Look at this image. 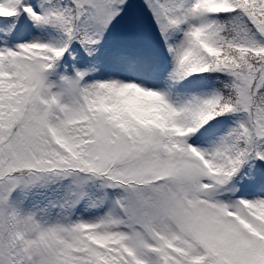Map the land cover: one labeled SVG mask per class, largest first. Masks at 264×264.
<instances>
[{
  "label": "snow or ice",
  "instance_id": "6c2138e0",
  "mask_svg": "<svg viewBox=\"0 0 264 264\" xmlns=\"http://www.w3.org/2000/svg\"><path fill=\"white\" fill-rule=\"evenodd\" d=\"M0 264H264V0H0Z\"/></svg>",
  "mask_w": 264,
  "mask_h": 264
}]
</instances>
